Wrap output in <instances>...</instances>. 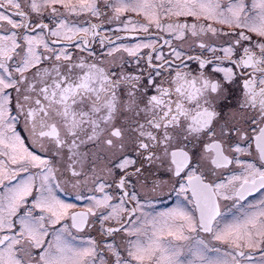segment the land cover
I'll return each mask as SVG.
<instances>
[{"label":"snow or ice","instance_id":"obj_1","mask_svg":"<svg viewBox=\"0 0 264 264\" xmlns=\"http://www.w3.org/2000/svg\"><path fill=\"white\" fill-rule=\"evenodd\" d=\"M0 264H264V0H0Z\"/></svg>","mask_w":264,"mask_h":264},{"label":"flooded vegetation","instance_id":"obj_2","mask_svg":"<svg viewBox=\"0 0 264 264\" xmlns=\"http://www.w3.org/2000/svg\"><path fill=\"white\" fill-rule=\"evenodd\" d=\"M234 92L236 91L235 89L233 90ZM227 112H232L233 114H236L238 115V113H236V110L235 109H226ZM163 171V170H161ZM159 179H167L166 176H160ZM166 191V190H165ZM66 198H71V197H66ZM174 199V194L172 197H165V198H162L161 200L157 201L156 202V207L157 208H160L159 210H164L166 207L170 206L171 203H172V200Z\"/></svg>","mask_w":264,"mask_h":264},{"label":"rangeland","instance_id":"obj_3","mask_svg":"<svg viewBox=\"0 0 264 264\" xmlns=\"http://www.w3.org/2000/svg\"><path fill=\"white\" fill-rule=\"evenodd\" d=\"M158 210L160 209V208H157Z\"/></svg>","mask_w":264,"mask_h":264}]
</instances>
